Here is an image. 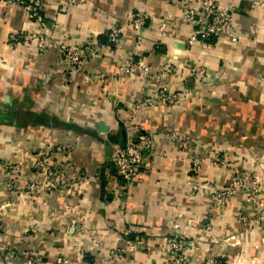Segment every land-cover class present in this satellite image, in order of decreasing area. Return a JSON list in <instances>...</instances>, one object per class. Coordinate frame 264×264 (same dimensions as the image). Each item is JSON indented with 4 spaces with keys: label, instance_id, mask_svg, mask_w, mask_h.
I'll return each mask as SVG.
<instances>
[{
    "label": "crops",
    "instance_id": "1",
    "mask_svg": "<svg viewBox=\"0 0 264 264\" xmlns=\"http://www.w3.org/2000/svg\"><path fill=\"white\" fill-rule=\"evenodd\" d=\"M42 1V32L48 39L42 53L34 43L9 47V35L39 28L21 7L0 2V264H26L21 253L31 249L38 251L39 264H53L60 255L74 264H167L174 222L191 244L187 264H264V225L240 222L243 198L216 208L214 187L231 183L229 170L214 163L209 145L197 147V181L211 185L191 196L190 155L169 137L177 133L205 138V128L221 120L233 128V144L243 137L250 143L264 136V0L228 1L241 41L231 45L222 38L208 49L189 46L191 28L174 0H77L67 9L62 6L67 0ZM136 12L153 17L138 33L126 22ZM114 26L122 36L112 45L104 39ZM88 40L99 45L98 59L82 72L58 67V45ZM126 58H143L152 72L166 62L178 67L179 76L160 83L177 101L140 109L130 122L135 105L155 99L159 84L143 86L136 74L117 75ZM194 66L206 70V83L189 76ZM212 94L227 95L229 101L204 113ZM132 122L142 131L133 130ZM121 126L126 132L123 144L141 135L154 139L152 158L140 170L129 201L122 196L120 179L103 165L104 141L121 139ZM62 147L69 149L67 154ZM46 148L72 176H82L78 195L68 200L57 191L42 190L33 197L9 194L2 183L3 165H20L29 172L16 186L31 178L40 181L32 167ZM254 166V173L261 174L255 161ZM263 175L257 177L264 181ZM206 215L214 226L211 234L203 228ZM126 231H132L133 239L124 236ZM136 239L143 245L112 261L115 249Z\"/></svg>",
    "mask_w": 264,
    "mask_h": 264
},
{
    "label": "built area",
    "instance_id": "2",
    "mask_svg": "<svg viewBox=\"0 0 264 264\" xmlns=\"http://www.w3.org/2000/svg\"><path fill=\"white\" fill-rule=\"evenodd\" d=\"M83 1V0H80ZM172 1V0H170ZM231 0H174L180 10L181 17L187 22L191 28V34L188 39L189 46L198 44L206 49L211 45L226 38L231 45H236L241 41L240 35L236 31L233 18V8ZM8 5H16L21 7L27 14L30 21L38 25L39 31L26 33L23 31L9 35L7 44L10 48L21 45L34 43L37 49L42 53L47 47L48 39L42 32L44 29V2L42 0H0ZM79 1L67 0L62 4L67 9L76 6ZM169 1H167L168 3ZM168 17V16H167ZM153 17L143 13H132L127 17V25L129 28L138 33L148 25ZM164 23V22H163ZM159 28L164 31V24ZM122 36V30L117 27H111L106 35L107 42L115 45ZM58 67L67 73L82 72L83 69L91 62L101 56V50L97 42L94 40L83 41L77 44H61L56 49ZM138 75L141 85L147 86L152 81L159 84L156 88L157 95L155 99L145 98L135 105L132 111L131 120L135 118L136 113L140 109L153 106L155 103L173 104L177 101L178 96L168 91L165 85L160 84L165 79L179 76L178 67L171 62L166 64L159 70L152 72L145 60L141 58L133 61L126 58L122 61L117 69V75ZM189 76L196 83H203L206 80V70L203 67L194 66L189 71ZM101 82L105 83V79L101 78ZM131 128L137 132L142 131L141 127L131 123ZM169 137L178 143L183 153L194 154L196 151V142L189 136L184 134L170 133ZM154 150V139L150 135H141L133 141L123 145H114L111 154V164L115 170V174L122 182V196L125 201L131 199L132 190L139 185L138 178L142 168L146 166L152 158ZM50 148L42 151L35 163L33 164V173L35 177H41V180H28L23 186H16L18 179L26 178L27 172L20 165L5 163L4 176L2 183L6 191L11 195H20L22 193L28 196H35L40 191L51 193L57 191L63 195L65 199H70L78 195L82 184V176H72L63 161L57 158L53 160L50 155ZM69 149L61 148L63 154H67ZM217 164V160L215 162ZM201 169V162L195 158L190 164L189 177L192 185L190 186V195L194 197V193H199L201 187H208L209 183H199L197 181ZM32 174V173H31ZM33 175V174H32ZM38 175V176H37ZM244 184L240 182L232 186L218 185L214 187V199L217 209L226 208L230 201L242 192ZM243 193V192H242ZM248 197L245 201L246 208L242 213L240 222L253 223L257 226L264 225V199ZM203 228L206 233L214 232V226L210 221L209 215L202 218ZM74 224V221H73ZM132 231H126L124 236L129 237ZM124 249H115L111 253L113 262L123 260L126 254L133 253L142 246L139 240H126ZM191 244L186 240L181 231L180 225L174 222L169 231L167 239L166 263L167 264H187L186 249ZM26 260V264H39L38 251L31 249L21 253ZM53 264H74L64 255L58 256ZM79 264H83L82 262ZM212 264H220L217 260Z\"/></svg>",
    "mask_w": 264,
    "mask_h": 264
},
{
    "label": "rangeland",
    "instance_id": "3",
    "mask_svg": "<svg viewBox=\"0 0 264 264\" xmlns=\"http://www.w3.org/2000/svg\"><path fill=\"white\" fill-rule=\"evenodd\" d=\"M206 81L207 77L203 83H206ZM205 87H207V85H205ZM211 89L214 90L215 87H210L209 90L212 91ZM212 96L213 97L206 100L205 107L207 108H205L204 113L210 111L215 105L220 104L222 107L229 101L227 95L225 97H217L216 94H212ZM224 111L225 110H222L221 113H224ZM226 116H228V114ZM205 129V138L200 137L196 140L194 134H191L192 137H189L196 142V147L209 145L211 152H214L213 161L215 162V160H217L219 166H225L229 170L232 176L231 183L221 185L232 186L239 182L244 184L241 190L243 193L240 192L237 196L243 198L244 208H246L245 201L250 196H252V200L253 197L264 199V191L262 189L264 187L263 177H257V175L259 176L264 173V170H262L264 168V136H258L257 139L254 138L250 143L246 142L247 137H243L238 143L233 144L230 137L233 128L228 127L224 120H221L219 125H208ZM189 158L191 159L190 164L193 159H200L197 157L196 153L191 154ZM254 161L257 167L260 168L261 174L254 173V171H256ZM246 224L255 225L251 222Z\"/></svg>",
    "mask_w": 264,
    "mask_h": 264
},
{
    "label": "water",
    "instance_id": "4",
    "mask_svg": "<svg viewBox=\"0 0 264 264\" xmlns=\"http://www.w3.org/2000/svg\"><path fill=\"white\" fill-rule=\"evenodd\" d=\"M100 130L104 132V127H101ZM120 132H121V136H122L121 139H117V140L109 139L107 141H104L105 163L103 165L107 166V167H111L112 175H116L114 168L111 166V154H112L113 146L114 145H123L124 138L126 136V132H125L124 127H122V126L120 127Z\"/></svg>",
    "mask_w": 264,
    "mask_h": 264
},
{
    "label": "trees",
    "instance_id": "5",
    "mask_svg": "<svg viewBox=\"0 0 264 264\" xmlns=\"http://www.w3.org/2000/svg\"><path fill=\"white\" fill-rule=\"evenodd\" d=\"M104 40H105L106 43H108V42H107V37H106ZM129 239H133V238H132V237H129Z\"/></svg>",
    "mask_w": 264,
    "mask_h": 264
}]
</instances>
